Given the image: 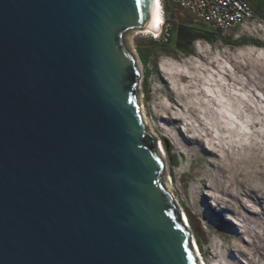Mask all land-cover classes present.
<instances>
[{
    "label": "water",
    "instance_id": "95a60500",
    "mask_svg": "<svg viewBox=\"0 0 264 264\" xmlns=\"http://www.w3.org/2000/svg\"><path fill=\"white\" fill-rule=\"evenodd\" d=\"M153 0H0V264H199L137 102Z\"/></svg>",
    "mask_w": 264,
    "mask_h": 264
},
{
    "label": "rangeland",
    "instance_id": "374dc122",
    "mask_svg": "<svg viewBox=\"0 0 264 264\" xmlns=\"http://www.w3.org/2000/svg\"><path fill=\"white\" fill-rule=\"evenodd\" d=\"M189 20L206 33L194 30L201 37L185 42L176 36L170 55L150 47L161 29L158 36H130L140 73L137 102L163 160V184L187 215L201 258L264 264V88L249 80L251 68L258 81L264 77V21L221 34L177 7L173 21L188 28ZM147 51L143 64L139 55Z\"/></svg>",
    "mask_w": 264,
    "mask_h": 264
},
{
    "label": "built area",
    "instance_id": "2783aa9c",
    "mask_svg": "<svg viewBox=\"0 0 264 264\" xmlns=\"http://www.w3.org/2000/svg\"><path fill=\"white\" fill-rule=\"evenodd\" d=\"M161 3L185 10L195 20L221 34L259 25L250 5L244 0H161Z\"/></svg>",
    "mask_w": 264,
    "mask_h": 264
},
{
    "label": "trees",
    "instance_id": "16d2710c",
    "mask_svg": "<svg viewBox=\"0 0 264 264\" xmlns=\"http://www.w3.org/2000/svg\"><path fill=\"white\" fill-rule=\"evenodd\" d=\"M247 2L249 3V5L253 11L254 17L264 21V0H247ZM163 8H164V14H165L164 24L161 28L160 37L150 41V47L151 48L160 47L161 49H163V53L170 55L171 53L168 51V49H169L170 44L173 42V40L176 36L179 40L182 39V40H184L183 42H185L187 40L193 41V40L201 37L200 35L195 34L196 32L194 30L202 31V34L206 33V31L203 30V28L201 27L200 24L192 22L191 20L188 21V25H187L188 28H186V26H184V25H179V24L175 23L173 21V18H174V14L177 10V7L170 6V5L165 3ZM182 45H183V43L179 44V47L182 48ZM252 48H253V50L261 51L260 48L257 47L256 43L252 46ZM262 51H264V50H262ZM149 57H150V52H148V51L141 53L139 55V58L143 64L149 62L148 61ZM250 73H252L249 76L250 85H253L255 82L253 80V77H258L259 72L256 69L251 68ZM263 79H264V77H263ZM144 90H147L146 84H144ZM154 144H155V140H153V142H152L153 149L155 150ZM223 223H226V222H223Z\"/></svg>",
    "mask_w": 264,
    "mask_h": 264
},
{
    "label": "bare ground",
    "instance_id": "6f19581e",
    "mask_svg": "<svg viewBox=\"0 0 264 264\" xmlns=\"http://www.w3.org/2000/svg\"><path fill=\"white\" fill-rule=\"evenodd\" d=\"M161 5H162L161 0H153L152 1V14H151V19H150V22H149V26H148V28L146 30L141 31L140 33H142V34H154L156 36L159 35V31L161 29V25L163 24V16H162V12L163 11H162V6ZM255 52H257L256 57H259V59H260V57H261V51H255ZM261 67L264 68V60H263V65ZM253 80L254 81H257L258 83L260 82L261 84H263V88H264V79L262 81H258V79L256 77H253ZM142 118H143V122H144V116H143V114H142ZM215 127H217V126H215ZM216 130H217V132L219 134H221L222 131H223V129H220L218 127L216 128ZM159 144H160V149L163 152V149L164 148H163V146H162L161 143H159ZM221 150H218L217 147H213V148L210 147V150L209 151H214L215 153L220 154V151ZM180 215H181L182 221L185 223L186 227L189 229V222L187 223V221H188L187 215H185V213L183 211H181ZM192 242H193V245L194 246L197 245L196 242H195V240H194V238L192 239ZM196 256H197L198 261H199L200 264H206L205 261L201 258V255H199L198 253H196Z\"/></svg>",
    "mask_w": 264,
    "mask_h": 264
},
{
    "label": "clouds",
    "instance_id": "9594fccd",
    "mask_svg": "<svg viewBox=\"0 0 264 264\" xmlns=\"http://www.w3.org/2000/svg\"><path fill=\"white\" fill-rule=\"evenodd\" d=\"M162 11H164V8H162ZM164 13V12H163ZM163 26V25H162Z\"/></svg>",
    "mask_w": 264,
    "mask_h": 264
}]
</instances>
